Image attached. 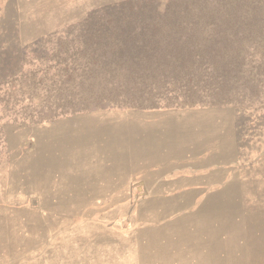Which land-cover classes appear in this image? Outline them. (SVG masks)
Returning <instances> with one entry per match:
<instances>
[{
  "label": "rangeland",
  "instance_id": "rangeland-1",
  "mask_svg": "<svg viewBox=\"0 0 264 264\" xmlns=\"http://www.w3.org/2000/svg\"><path fill=\"white\" fill-rule=\"evenodd\" d=\"M129 1L0 0V264H264L262 83L76 112L64 52Z\"/></svg>",
  "mask_w": 264,
  "mask_h": 264
},
{
  "label": "trees",
  "instance_id": "trees-1",
  "mask_svg": "<svg viewBox=\"0 0 264 264\" xmlns=\"http://www.w3.org/2000/svg\"><path fill=\"white\" fill-rule=\"evenodd\" d=\"M64 54L76 112L244 103L264 86V0L129 1L90 17Z\"/></svg>",
  "mask_w": 264,
  "mask_h": 264
}]
</instances>
